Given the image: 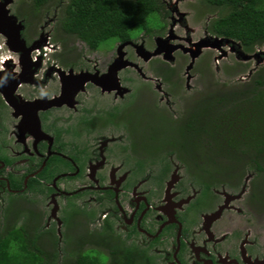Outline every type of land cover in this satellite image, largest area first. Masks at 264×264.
Instances as JSON below:
<instances>
[{"label": "flooded vegetation", "instance_id": "1", "mask_svg": "<svg viewBox=\"0 0 264 264\" xmlns=\"http://www.w3.org/2000/svg\"><path fill=\"white\" fill-rule=\"evenodd\" d=\"M182 1L160 0L151 31L93 49L60 27L64 0H0V201L23 204L46 250L91 249L104 264H264V169L203 134L211 103L192 83L221 61H261L264 42L245 52L203 35ZM115 59L129 65L112 87L72 79L110 81Z\"/></svg>", "mask_w": 264, "mask_h": 264}, {"label": "trees", "instance_id": "2", "mask_svg": "<svg viewBox=\"0 0 264 264\" xmlns=\"http://www.w3.org/2000/svg\"><path fill=\"white\" fill-rule=\"evenodd\" d=\"M43 1L47 0H34L37 5ZM197 1L219 12L207 23L210 33L238 42L245 52L264 42V0ZM160 10V0H64L60 27L96 49L156 28L166 15L159 17ZM258 74L249 89L219 96L203 107V122L207 123L203 134L210 137L205 132L213 131L212 137L224 141L225 152L233 157L250 156L256 159L257 169H264V72ZM7 181L13 188L11 179ZM6 200L10 203L11 196ZM36 239L27 233L25 223L0 227V264H57L55 251L46 250ZM126 263L122 260L120 264ZM70 264H104V257L88 249L75 253Z\"/></svg>", "mask_w": 264, "mask_h": 264}, {"label": "rangeland", "instance_id": "3", "mask_svg": "<svg viewBox=\"0 0 264 264\" xmlns=\"http://www.w3.org/2000/svg\"><path fill=\"white\" fill-rule=\"evenodd\" d=\"M181 5L183 6L182 10L186 12H187V9L190 7V5L193 6L194 18H192L189 14H187L189 18L191 17V21L190 20L186 21V24L191 25V26H199L200 29L203 28V35H206L204 34V31L208 32L207 23L212 18L216 17L219 12L214 8H207L204 5L202 7L197 0H183ZM200 13L203 14L202 16L203 21H199L198 19H195V17L200 18V15H199ZM258 51L264 52V45L258 47ZM248 55H251V54H248ZM257 56L261 58V61H252V62L243 61L240 64H234V65H232V63L228 61L227 62L221 61L219 65L216 67L214 72H212L213 70L210 67L212 71L210 69H209V72L204 70L203 75L202 73H197L196 75L193 76V81H192L194 90L203 89V93H204L203 98H208L207 100L209 103H214L213 100L219 97L220 93H224L223 95L228 96L233 91L235 93H238L239 91L243 89H249L252 85V81L254 77L256 78L258 73H259L258 75H261L264 72V55L259 54ZM155 122H157L158 126L154 127L153 121H152L151 122V126L153 127L152 129L156 130L157 132H164V128H162V125H159L158 120H155L154 123ZM161 136L162 135H159L158 133L154 135L153 140H156V145H158V143L161 142V139H160ZM153 140L150 139L148 144L151 143ZM5 198H6L5 195H3V200L1 199L0 201V210L2 209V211H0V217L4 218L3 220H1L2 224H0V227H2L3 225L5 226L8 225V223L10 224V222H12L15 225H20V224L25 223L27 216L25 215L26 213L22 207L23 204L21 202H15V203L11 202L9 205ZM7 204L9 205V207L7 209V212H5L4 214L3 212ZM78 228H80V230L77 229L76 231L77 234L75 235H81L82 233V226ZM73 232L74 231H71L70 233H73ZM47 246H48L49 251H52V252L55 251L54 249L55 246L53 245L54 248H52L51 242H48ZM93 246H94L93 249H96V248L101 249V252L104 253V251L100 247H96L95 245H90L89 247H93ZM56 255L58 256L57 262H56L57 264H60L63 262L67 264L71 260L69 257L67 258V256H64L65 254L63 255L61 253V256L63 255V257H60L58 253H56Z\"/></svg>", "mask_w": 264, "mask_h": 264}, {"label": "water", "instance_id": "4", "mask_svg": "<svg viewBox=\"0 0 264 264\" xmlns=\"http://www.w3.org/2000/svg\"><path fill=\"white\" fill-rule=\"evenodd\" d=\"M125 44V43H124ZM123 44V45H124ZM210 43L209 42H207V43H205V42H203V47H205V46H208ZM122 45H120L119 46V48L121 47ZM135 49H136V53L138 54V53H140L139 51H138V48L135 46ZM240 54V53H239ZM260 54H262V55H264V53L263 52H260ZM242 56H243V59H248L250 56H244L243 54H241ZM257 55H259L258 53L257 54H255V56H257ZM148 57V56H147ZM127 65H129V63L128 62H126V61H120V59H115L113 62H112V65L110 66V68L108 69V73H109V75H110V77H111V80L109 81V78L108 77H106L105 78V80L103 79V78H98V79H96L94 76H88V77H86L87 75L86 74H79L78 76H74V78L72 77V79L73 80H75V82L77 81V83L76 84H79L80 83V85H82L83 84V82H84V80H88V81H90L91 83H95L97 86H99L101 89H103V85H105V83H109V82H111L110 83V87H112V85L114 84V81H115V71H117L118 69H120V68H122V67H124V66H127ZM190 67L188 66L187 68H186V72H187V70L189 69ZM108 75V76H109ZM83 77H86L87 79H83ZM106 81V82H105ZM79 82V83H78ZM63 91H68V89H67V87L66 88H63L62 89V92ZM65 92H63V94H64ZM68 93V92H67ZM66 94V93H65ZM5 99V101L10 105V106H13L11 103H9L8 101H7V99H6V97L4 98ZM32 105H35V106H37V107H40L43 103H40L39 101H37V102H33V103H31ZM24 112V111H23ZM28 117V123L30 122V116L28 115L27 116ZM31 120L34 122V124H35V127L38 129V120H37V117L35 116V114H31ZM23 122H24V120H23Z\"/></svg>", "mask_w": 264, "mask_h": 264}, {"label": "clouds", "instance_id": "5", "mask_svg": "<svg viewBox=\"0 0 264 264\" xmlns=\"http://www.w3.org/2000/svg\"><path fill=\"white\" fill-rule=\"evenodd\" d=\"M260 52H263V51H258V52H256V54L258 53V54H260ZM264 53V52H263ZM249 58H251V57H249ZM241 62H243V61H241ZM248 62V61H247ZM187 72H188V70H187Z\"/></svg>", "mask_w": 264, "mask_h": 264}]
</instances>
